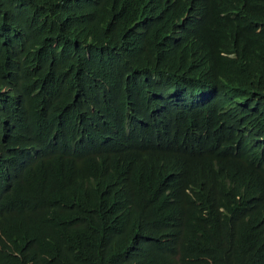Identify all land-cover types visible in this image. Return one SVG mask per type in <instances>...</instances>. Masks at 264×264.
Returning a JSON list of instances; mask_svg holds the SVG:
<instances>
[{"label":"trees","instance_id":"trees-1","mask_svg":"<svg viewBox=\"0 0 264 264\" xmlns=\"http://www.w3.org/2000/svg\"><path fill=\"white\" fill-rule=\"evenodd\" d=\"M0 264H264V0H0Z\"/></svg>","mask_w":264,"mask_h":264},{"label":"clouds","instance_id":"clouds-1","mask_svg":"<svg viewBox=\"0 0 264 264\" xmlns=\"http://www.w3.org/2000/svg\"><path fill=\"white\" fill-rule=\"evenodd\" d=\"M219 210H220V212H224L225 208L221 206V207H219Z\"/></svg>","mask_w":264,"mask_h":264}]
</instances>
